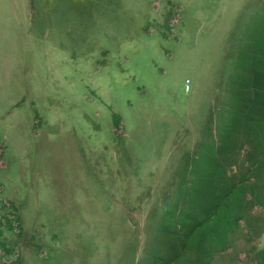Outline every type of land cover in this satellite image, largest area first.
<instances>
[{
  "label": "rangeland",
  "instance_id": "1",
  "mask_svg": "<svg viewBox=\"0 0 264 264\" xmlns=\"http://www.w3.org/2000/svg\"><path fill=\"white\" fill-rule=\"evenodd\" d=\"M262 4L0 0V222L13 224L1 233L3 262L39 264V228L24 234L6 192L26 190L43 169L64 176L66 206L70 192L107 190L95 196L103 209L91 196L83 211L98 218L90 232L79 224L71 241L55 233L47 264H264V129L238 113L248 100L237 102V90L254 80L231 52V36ZM97 157L107 160L99 181L85 161ZM162 158L182 161L169 168L177 176L142 193L129 178L154 182L151 162ZM116 170L126 184L112 179ZM37 184L52 211L51 184L44 193Z\"/></svg>",
  "mask_w": 264,
  "mask_h": 264
},
{
  "label": "crops",
  "instance_id": "2",
  "mask_svg": "<svg viewBox=\"0 0 264 264\" xmlns=\"http://www.w3.org/2000/svg\"><path fill=\"white\" fill-rule=\"evenodd\" d=\"M162 143L165 146V142L162 141ZM111 149L113 151H116L115 155L118 156V150L119 149H117V150H116V148H111ZM166 150H167V154H168L169 149H166ZM56 155H57V153H56ZM82 159H83V156H82ZM85 161L87 163L93 162L89 165L87 164L88 167H92V168L98 167L99 168V170L95 174H93V177L95 179H97L98 181L100 179L102 180L103 178H105L108 175V174H106L107 172L105 173V171H103L102 169L100 170V168L105 167V164L107 163L106 159H103L101 157H97L96 160L92 159V160H85ZM129 161H131L130 158H129L128 162ZM152 163H153V166L160 168L159 170H157V177H156V180L154 182H149L147 180V177H149V175L145 176V175L135 174L133 177L129 178L130 180H133L134 183L138 182L140 184V186L138 187L139 189H142V190L144 188L149 189V191L143 190L142 193L145 192L146 194H153V193H155V190H157V192L164 191L163 190L164 182L167 180L171 181L172 179H174L175 176H177L176 174H174L175 172H172L171 169H169V168H171V167L178 168L179 164H181L182 161H180V160H169L167 158H162V159H158V161H152L151 164ZM125 165H126V163L123 164L124 168H125ZM117 166L120 167L119 164H117ZM115 172H117V174L115 176L110 175L112 177V179L119 180V179L123 178V182L126 184V182H127L126 180H128V177H127L126 173H124V170L123 171L116 170V171H114V174H115ZM85 173H87V171H85ZM39 179L42 180L43 193L46 191V189H48L50 184H51L50 187L53 188L54 206H53L52 211H51L52 207H50L51 205L50 206L47 205L45 203V200L42 199V196H40V197L38 196V198H37V194H38L37 193V191H38V188H37L38 184L37 183L39 182ZM55 181H57V183ZM63 181H65V178L63 175L61 177H57V180H55L52 173H50V172L48 173L47 171H45L43 169L42 170L38 169V170H35L33 172L30 181L26 184V186H27L26 190L29 191V194L26 193V190L22 191L18 187H9V186H8V188L10 190H9V192L8 191L6 192V195H7L6 197L11 198L18 205L20 215L22 217V221L24 222L25 229L28 230V232L27 233L24 232V234L27 236V234L29 235L30 233H32L36 227L39 228V235H40V243L39 244L42 245V249L39 248L37 250V256H38L39 264L40 263L47 264V263H50L52 261V259H50L51 261H48V260L50 258L52 248H53L52 239H53L56 232H58V235L60 234L61 237L66 238L69 241H71L73 239L74 228L76 226H78L79 224H84V226L87 227V232H90L92 222L93 221L97 222L98 218L96 220H94L93 218L90 219V217L87 216V214H85L83 211H84V209H86V211L88 212L87 207H89V206L91 207V205H92V200H90L91 196H93L92 199H94L95 202H99L98 206L101 209H103V206H102L103 203L100 204V201H96L95 196H100V197L107 196V190L105 189V187L100 186V188H99V186L97 185L95 191H93L94 192L93 195H91L92 191H90V193H89V190L87 191V193H85V195H82V193L81 194L78 193V195H77V191L75 193L70 192L69 199H71L72 196H75V202L73 203V201L71 200V202L69 201L68 205L66 206L61 201L62 198H64L61 195L63 193L62 187H61V183ZM6 183H10V180L7 179ZM12 183L14 184L13 181H12ZM53 183L56 184V189H55V185H52ZM58 183H59V185H57ZM74 183L76 186L78 184H80L79 181H74ZM154 183H156L158 185L161 184L162 187L157 188L156 186H154ZM114 193H116V192L114 191ZM84 196H89V197L86 199V198H84ZM148 198L150 199V195ZM83 199H85L86 201H83ZM41 200H42V202H41ZM146 202L147 201H143L141 203V205L145 204ZM154 204H155L154 202L150 203V205H154ZM29 205L31 206V208H29ZM36 207H37L38 213L35 212ZM95 209L99 210L98 207ZM25 214H27V217L30 218L27 222H25V218L23 219V217H25L24 216ZM32 216H35L36 220L34 221L33 225H30L31 227L26 228V224H28V222H30V224L32 223V221H33V220H31ZM36 223L38 225L34 226ZM81 229H82L81 227H78V230L80 232H81ZM82 235L84 236L87 234L83 233ZM95 239H97V236H95ZM25 248H27V244H25ZM6 264H8V263H6Z\"/></svg>",
  "mask_w": 264,
  "mask_h": 264
},
{
  "label": "trees",
  "instance_id": "3",
  "mask_svg": "<svg viewBox=\"0 0 264 264\" xmlns=\"http://www.w3.org/2000/svg\"><path fill=\"white\" fill-rule=\"evenodd\" d=\"M244 19V17H243ZM243 20L238 22L237 27ZM236 27V29H237ZM241 29L238 33L235 31L234 35L231 36L233 47V52L237 49L236 63L235 66H247L248 70L251 73V80L253 79L254 82L252 86H247L245 91L237 90V102H241L243 100L242 96L244 95L247 97L246 100L248 102L243 105L244 108L240 109V105L238 104L239 114L242 112L253 113L255 114V122L254 125L259 123V126L264 129V4L259 6L257 10L254 11L251 18L249 19L248 25L245 27V30L242 32ZM242 37H241V36ZM237 36V38H236ZM238 40H242V42L238 45ZM228 57L231 56V53L227 54ZM256 129V127H255ZM264 134V131H263ZM264 144V135L263 138L257 145ZM264 147V145H263ZM262 147V148H263ZM260 153H255L254 158L258 157ZM256 163V159H255ZM262 186H260V189ZM14 203V201H11ZM11 206L13 207V204ZM2 205V204H1ZM5 214V212H3ZM15 218L20 221L21 215H15ZM12 221L11 218H7V222L5 225L2 226L0 222V239L5 235L2 236L3 229L8 228L12 231ZM19 236V235H18ZM13 246V245H12ZM7 251L10 250L9 247H6ZM1 257V256H0ZM5 255L2 256L0 259L1 262L4 259ZM6 264L5 262H3ZM2 264V263H1Z\"/></svg>",
  "mask_w": 264,
  "mask_h": 264
},
{
  "label": "built area",
  "instance_id": "4",
  "mask_svg": "<svg viewBox=\"0 0 264 264\" xmlns=\"http://www.w3.org/2000/svg\"><path fill=\"white\" fill-rule=\"evenodd\" d=\"M187 82H188V81L186 80V85H185V88H187V87H188V85H187Z\"/></svg>",
  "mask_w": 264,
  "mask_h": 264
}]
</instances>
